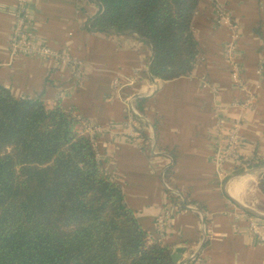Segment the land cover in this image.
<instances>
[{"label": "crops", "instance_id": "1", "mask_svg": "<svg viewBox=\"0 0 264 264\" xmlns=\"http://www.w3.org/2000/svg\"><path fill=\"white\" fill-rule=\"evenodd\" d=\"M16 2L0 0V84L16 97L74 107L84 123L96 126L93 143L101 167L119 183L125 203L149 236L180 258L196 244L201 220L190 207L174 205L165 183L204 212L210 232L200 248L201 264H264V244L249 229L248 218L254 215L227 190L238 179L239 203L264 214L259 187L264 162L249 165L264 159V0H200L191 22L199 46L195 66L188 75L170 80L153 79L152 47L135 33L89 28L88 20L98 11L92 0H26V27L33 42L58 55L14 52L10 37ZM216 3L239 26L236 58L253 94L247 105H241L246 92L231 79L224 52L228 31L216 22ZM61 54L81 64L71 66ZM114 79L122 83L119 90ZM136 97L147 99L144 115L150 127L145 139L131 136L124 125V101ZM218 117L240 123L244 163H215L221 142ZM168 167L172 173L166 182ZM164 210L170 218L163 238L155 219Z\"/></svg>", "mask_w": 264, "mask_h": 264}, {"label": "trees", "instance_id": "2", "mask_svg": "<svg viewBox=\"0 0 264 264\" xmlns=\"http://www.w3.org/2000/svg\"><path fill=\"white\" fill-rule=\"evenodd\" d=\"M92 1L98 11L88 20L90 29L135 33L151 45V76L191 73L199 53L191 22L200 0ZM146 100L134 99L143 115ZM171 173L166 168V182ZM259 187L264 192L263 179ZM178 204L193 202L183 195ZM0 264L180 262L127 206L74 107L16 97L0 84Z\"/></svg>", "mask_w": 264, "mask_h": 264}, {"label": "built area", "instance_id": "3", "mask_svg": "<svg viewBox=\"0 0 264 264\" xmlns=\"http://www.w3.org/2000/svg\"><path fill=\"white\" fill-rule=\"evenodd\" d=\"M26 0H17L14 13V25L10 37V46L14 52L24 55H35L40 57H47L50 55H58L53 49L46 44H37L33 42L30 32L26 27L28 11L25 6ZM216 8V22L226 27L228 31V38L224 45L225 57L229 66L231 79L233 82L246 92V97L241 105H247L253 100V94L249 90L245 80L241 75L240 65L236 58V46L239 39V26L233 17L228 13L225 6L221 3L215 4ZM62 60L69 63L71 66L79 67L80 61L73 59L68 54L59 55ZM75 76L80 78V70L77 69ZM135 78V76L133 77ZM131 78V80L133 79ZM155 80L156 77H153ZM207 82H204L206 85ZM122 83L118 79L113 80V87L119 90ZM216 89L214 88V91ZM135 98H127L124 101V125L127 132L138 138H143V133L150 127V122L145 115L141 114L134 104ZM84 123V122H83ZM86 130L93 137V132L97 129L96 126H89L84 123ZM216 130L220 139V143L217 146L214 154V161L216 164L221 165L225 160H231L234 163L243 162L241 159V127L238 121L227 122L225 118L218 117L216 120ZM153 142V141H152ZM153 152H155V143L153 142ZM170 163V162H169ZM165 186L169 190L170 194H173L177 202L173 201L174 205L179 207L178 200L183 198L182 194L165 183ZM190 207L192 210L198 213L200 217L199 237L196 244L189 249L187 256L180 258L178 262L180 264H188L192 260L191 264H201L202 257L200 255V248L205 240L209 237V227L205 218L204 212L198 209L196 206L187 205L185 208ZM170 218V213L167 210L160 212L155 219V223L160 237L165 236L166 225ZM249 229L257 237L258 241L264 244V224L256 216H249Z\"/></svg>", "mask_w": 264, "mask_h": 264}, {"label": "water", "instance_id": "4", "mask_svg": "<svg viewBox=\"0 0 264 264\" xmlns=\"http://www.w3.org/2000/svg\"><path fill=\"white\" fill-rule=\"evenodd\" d=\"M264 166V165H263ZM242 173H246V172H242ZM241 208H243L246 212L254 215V216H257V217H260V218H264V214H261L259 212H257L255 209L251 208L250 206H247L245 204H242V203H239L237 201H235ZM170 256L172 258L173 261H178L180 259V254L177 253V252H174L173 250L170 251Z\"/></svg>", "mask_w": 264, "mask_h": 264}, {"label": "bare ground", "instance_id": "5", "mask_svg": "<svg viewBox=\"0 0 264 264\" xmlns=\"http://www.w3.org/2000/svg\"><path fill=\"white\" fill-rule=\"evenodd\" d=\"M227 190L231 196H233L236 200H238L240 202V199H239V180L238 179H234V180L230 181L228 186H227Z\"/></svg>", "mask_w": 264, "mask_h": 264}, {"label": "rangeland", "instance_id": "6", "mask_svg": "<svg viewBox=\"0 0 264 264\" xmlns=\"http://www.w3.org/2000/svg\"><path fill=\"white\" fill-rule=\"evenodd\" d=\"M249 193H251V195H252V190H250V188H249Z\"/></svg>", "mask_w": 264, "mask_h": 264}]
</instances>
